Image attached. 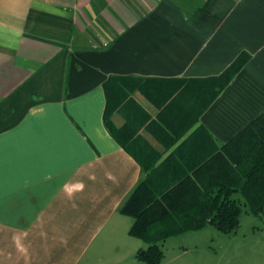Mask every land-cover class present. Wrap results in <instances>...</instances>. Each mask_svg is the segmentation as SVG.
Masks as SVG:
<instances>
[{
    "label": "crops",
    "instance_id": "0c3cea01",
    "mask_svg": "<svg viewBox=\"0 0 264 264\" xmlns=\"http://www.w3.org/2000/svg\"><path fill=\"white\" fill-rule=\"evenodd\" d=\"M262 114L264 0H0V264H146L134 190L194 179ZM240 227L197 263L264 264V224Z\"/></svg>",
    "mask_w": 264,
    "mask_h": 264
},
{
    "label": "trees",
    "instance_id": "16d2710c",
    "mask_svg": "<svg viewBox=\"0 0 264 264\" xmlns=\"http://www.w3.org/2000/svg\"><path fill=\"white\" fill-rule=\"evenodd\" d=\"M248 59L247 54H242L223 74L204 80L206 108L229 86ZM113 81L120 78L107 82V93L108 83ZM113 110L109 101L105 124L116 137L111 121ZM195 172L194 179L187 177L160 190L148 177L123 206L121 212L135 220L130 235L148 245L137 253L139 261L161 264L164 259L161 242L200 230L207 224L224 234L236 232L243 207L238 197L245 200L255 215L263 214L264 114L209 156Z\"/></svg>",
    "mask_w": 264,
    "mask_h": 264
},
{
    "label": "rangeland",
    "instance_id": "374dc122",
    "mask_svg": "<svg viewBox=\"0 0 264 264\" xmlns=\"http://www.w3.org/2000/svg\"><path fill=\"white\" fill-rule=\"evenodd\" d=\"M242 213L240 216L241 227L239 235L250 234L255 226L264 224V212L262 216L255 215L250 206L242 200ZM219 237H224L221 240ZM227 238L224 233L217 230L213 225L205 226L197 231H190L188 234L171 237L164 245L162 250L164 259L161 264H199L200 255L207 250L220 249V245L225 244ZM187 252L185 253V250Z\"/></svg>",
    "mask_w": 264,
    "mask_h": 264
}]
</instances>
